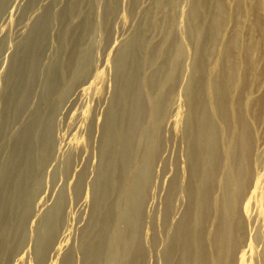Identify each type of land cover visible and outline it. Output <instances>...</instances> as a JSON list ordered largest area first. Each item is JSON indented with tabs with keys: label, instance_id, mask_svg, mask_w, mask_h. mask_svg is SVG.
I'll list each match as a JSON object with an SVG mask.
<instances>
[{
	"label": "bare ground",
	"instance_id": "obj_1",
	"mask_svg": "<svg viewBox=\"0 0 264 264\" xmlns=\"http://www.w3.org/2000/svg\"><path fill=\"white\" fill-rule=\"evenodd\" d=\"M139 1H95L81 23L86 38L71 78L58 71L61 44L52 45L41 73L53 90L51 111L42 124L35 111L36 123L15 132L28 137L22 159L29 164L36 130L57 128L49 135L53 158L46 171L35 164L31 179L18 172L4 192L0 212L9 214L26 185L15 245L0 248V264H264V0H150L130 13L128 4ZM138 14L144 30H163L160 44L138 36ZM111 15L132 30L118 36L106 24ZM90 69L95 84L82 93V130L97 126L101 136L87 177L70 193L57 182L77 149H62L57 130L70 91ZM109 79L120 86L107 91L95 121ZM29 96L21 90L18 107ZM10 159L2 152L0 192ZM101 192L108 203L83 240ZM70 196L81 199L79 228L67 225ZM8 231L0 226V247Z\"/></svg>",
	"mask_w": 264,
	"mask_h": 264
},
{
	"label": "rangeland",
	"instance_id": "obj_2",
	"mask_svg": "<svg viewBox=\"0 0 264 264\" xmlns=\"http://www.w3.org/2000/svg\"><path fill=\"white\" fill-rule=\"evenodd\" d=\"M95 1L0 0V156L5 151L10 154L11 158L5 169L4 187L0 192V208L5 205L4 192L15 184V178L18 172L25 175L28 179H31L35 164L41 167V171H46L48 168L47 165L52 161L53 157L49 149V135L54 134L57 128L54 127V130L49 131L48 128L40 127L36 130V140L33 142L34 144H30L32 163L29 164L24 163L22 159V151L28 145V137L25 134H17L15 131L17 128L33 125L36 122L42 124L49 115L54 103V94L53 90L43 87L41 73L49 61L50 49L54 43L61 44L62 49L59 54L58 71L63 69L67 78H71V70L80 56V48H82L86 38L87 30L85 31L83 29L81 23L87 16L93 13ZM149 4L150 0H140L137 7L132 3L128 4L127 8L129 9L127 10L130 13L136 11L141 13L140 11L149 8ZM143 17L144 14H138L136 18L138 23L136 33L138 36H143L155 44H160L164 37L163 30H144L145 17ZM106 24L108 27L119 28L118 20L113 15L107 18ZM131 30L132 28L129 26L120 27L117 35L120 37L125 36ZM114 47L115 44L112 43L100 54L101 63ZM30 57L32 58L29 59ZM16 64L19 65L17 66ZM13 72L15 73L14 76ZM94 73L95 71L93 69L88 70L81 81H78L73 86L62 111L63 123H61L57 130L61 137L62 149H67L71 146H75L77 149L66 178L57 182V185L64 184L70 187V193H75L81 175L87 177L88 168L92 164L94 149L101 136V129L97 126L88 133H84L82 130L84 124L83 113L85 111L84 103L86 101L82 93L86 88L94 86ZM117 86L119 87L120 85L114 80L109 79L107 81L106 87L97 98L94 106L93 114L95 121H97L96 119L102 110L107 91ZM24 88L30 90V96L21 107H18L19 93ZM76 110L79 112L77 116H75ZM35 111H37L35 116L36 122L34 120L32 121ZM171 124L172 119H169L166 126L169 131ZM111 161L112 156H109L106 162L110 163ZM95 186L94 182L90 183L87 186V190L92 191ZM25 190L26 185H22L18 189L14 202L15 205L13 204L9 214L0 212V226L4 225L9 230L0 248H10L15 245V236H12L11 233L22 216V198ZM70 202L67 225L68 227L75 226L79 228L85 221L82 217L81 199L74 198L73 200L72 196H70ZM107 203L108 197L106 193L101 192L95 201L93 212L88 217L87 225L81 233L83 240H89L93 237L95 223L98 221ZM71 208L76 214L75 218L70 213ZM50 258L54 263V257Z\"/></svg>",
	"mask_w": 264,
	"mask_h": 264
}]
</instances>
